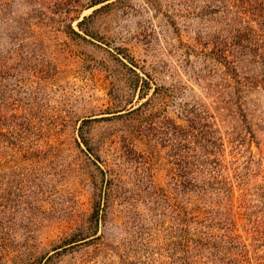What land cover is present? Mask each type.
<instances>
[{"label": "rangeland", "instance_id": "obj_1", "mask_svg": "<svg viewBox=\"0 0 264 264\" xmlns=\"http://www.w3.org/2000/svg\"><path fill=\"white\" fill-rule=\"evenodd\" d=\"M183 257L264 264V0H0V264Z\"/></svg>", "mask_w": 264, "mask_h": 264}, {"label": "trees", "instance_id": "obj_2", "mask_svg": "<svg viewBox=\"0 0 264 264\" xmlns=\"http://www.w3.org/2000/svg\"><path fill=\"white\" fill-rule=\"evenodd\" d=\"M262 61H263V60H262ZM182 260H183V263H184V264H191V263H188V262L186 261V258H185V257H183Z\"/></svg>", "mask_w": 264, "mask_h": 264}]
</instances>
